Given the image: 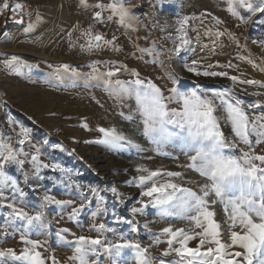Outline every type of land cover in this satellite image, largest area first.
Returning <instances> with one entry per match:
<instances>
[{"label": "rangeland", "instance_id": "374dc122", "mask_svg": "<svg viewBox=\"0 0 264 264\" xmlns=\"http://www.w3.org/2000/svg\"><path fill=\"white\" fill-rule=\"evenodd\" d=\"M5 2L9 7L2 8L5 21L0 26V134L10 138L9 143L25 155L18 156L24 160L23 165H5L9 183L2 196L6 198L4 203L15 198L16 207L30 216L38 211L43 215L34 226L23 227L26 222L15 219L6 226L4 218L11 210L0 208V252L12 250L19 257L32 249L24 240L38 241L32 251L40 253L43 264H78L71 259L78 237L107 242L109 236L113 245L138 243L147 250L149 264L179 260L174 252L162 255L169 246L161 230L171 226L189 234L200 232L202 229L189 218L196 213L171 209V215H161V209L149 202L151 198L141 195L144 189L135 180L147 173L137 169L180 173L179 177L157 179H170L198 196H203L211 182L187 167L190 156L195 155L187 130L167 125L169 133L175 135L146 134L135 81L140 79L145 85L151 81L160 89L169 110L182 111V102L170 99L173 88L195 91L201 98L212 100L220 133L226 143L236 144L234 149L224 148L223 153L237 158L243 152L264 156V138L251 133L250 145L241 143L220 99L215 97V93L230 92L232 103L235 99L244 102L241 107L250 120L264 115V11L252 13L236 3L238 15L233 16L228 11L229 0H121L128 10L121 24L119 17L106 8L113 0H0L1 7ZM249 2L264 8V0ZM17 4H29L30 14L10 21L11 14L17 16L22 10L15 7ZM97 12L106 29L121 33L129 62L124 66L106 62L100 76L89 80L76 63L58 58L61 54L54 56L43 48L42 41L55 24L63 28L84 24ZM185 18L183 38L189 43L177 53L182 36L180 22ZM217 32L221 33L219 37ZM189 67L200 73L227 75H197L188 71ZM108 72L114 75H105ZM233 76L237 81L230 79ZM249 80L257 83H244ZM250 104L259 107H249ZM100 128L115 129L125 140L119 144L97 143L103 138ZM21 129L27 131L26 136ZM257 139L261 142L257 143ZM19 140L23 144L17 143ZM32 155L39 156L38 171ZM13 180L23 197L12 187ZM46 194L62 203L44 204ZM205 199L214 212L212 219L220 226V239L230 243V232H240V227L230 228L225 204L213 192L209 191ZM142 203L146 205L143 211L133 214L131 209L141 208ZM98 207L101 211H97ZM73 209H78L74 216ZM93 212L97 213L95 217ZM253 218L259 222L254 214ZM102 223L112 231L101 235L97 228ZM198 243L199 237L188 247L195 248ZM207 247L214 245L205 244L201 250ZM87 260L88 264H136L135 250L130 248L121 249L116 256L104 252L101 246L95 254L89 252ZM0 264L30 262L5 255L0 257Z\"/></svg>", "mask_w": 264, "mask_h": 264}, {"label": "snow or ice", "instance_id": "6c2138e0", "mask_svg": "<svg viewBox=\"0 0 264 264\" xmlns=\"http://www.w3.org/2000/svg\"><path fill=\"white\" fill-rule=\"evenodd\" d=\"M238 3L240 7L255 13L257 11H264V8L254 7L249 0H229L228 11L233 15H238L234 5ZM9 5L5 2L2 8L7 9ZM16 8H21L22 5L17 4ZM102 9L103 5H98ZM113 15L119 17L121 24L125 23V18L128 10L123 6L121 0H113L112 3L106 6ZM94 19L100 20L101 13L97 12ZM111 19V17H109ZM219 22V21H218ZM187 23V18L181 21L180 31L181 44L177 46L176 52L179 53L181 49L189 43L187 39L183 38V28ZM210 31V30H209ZM85 35L91 37V31L87 30ZM217 37L221 33L215 34ZM95 41L99 42L103 37L99 34L95 35ZM91 46V41H89ZM111 44L112 41H106ZM118 50V49H117ZM196 63L195 61L193 62ZM67 68V66H64ZM188 71L194 72L197 75L204 76H226V73L197 72L195 67H189ZM96 72L93 66V73ZM105 75L111 77L113 72H108ZM133 75H138L133 73ZM234 82L237 77H230ZM244 83L253 84L256 81H244ZM136 97L141 113L144 115L145 132L146 134L159 133L164 137L168 135H175L169 133L167 125L179 128L181 131L187 130L188 139L191 141V150L195 155L190 156L191 163L187 167H191L199 171L201 175L208 178L211 182L210 185L203 190V196H198L191 189L181 187L180 185L171 182V180H164L160 182L157 178L179 177L180 173L177 172H162L161 170L137 169L138 172L147 173V175H140L136 178L135 182L144 190L141 195L150 197V203L153 207L161 209V215H171V209H180L185 212H195V216L189 218L196 222V227L201 228L200 232L189 234L184 229H175L171 226L165 227L161 230L163 235H167L168 249L162 255L168 256L175 253L180 259L177 261L167 262V264H264V156L250 155L249 152H243L237 158L235 156H228L223 153L224 148L234 149L236 144L226 143L222 134L219 131L217 120L214 116L215 107L213 101L207 98H201L195 91L192 92H179L173 88V97L170 99H179L182 102V111L175 109L169 110L163 102L164 98L151 81L145 85L144 81L136 79ZM230 92L215 93V97L219 98L221 105L225 108L227 118L233 125L236 136L239 141L244 144H249V135L256 133L260 138H264V115L256 116L250 120L249 116L245 113L241 105L244 103L242 100L235 99L232 103L229 99ZM249 107H259V105H249ZM87 128V125H82ZM99 131L103 134V138L97 143L101 144H119L125 140V137L116 132L115 129L100 128ZM21 134L27 135L25 129H21ZM10 138L4 137L0 134V208H8L11 211L5 216V225L11 226L13 220L25 221L23 227L34 226L36 223L42 221V212H37L35 215L30 216L23 208L16 207L15 198L13 202L4 203L6 198L2 196L3 188L9 183V177L4 171L6 164L15 163L23 165L24 160L18 159V156L25 155L23 152L15 149L11 143ZM23 140L17 141L23 144ZM207 142V143H205ZM257 143L261 142L257 139ZM39 152V149H37ZM37 171L41 167L38 155L31 157ZM259 161V165L254 163ZM48 167V165H43ZM11 185L16 192H19L23 197L24 193L16 187V182L11 181ZM96 195L97 200L100 197L95 189L92 190ZM115 193V189H112ZM209 191L213 192L215 196L225 204V211L229 215L231 221L230 228L240 227L241 231L230 232V243L223 242L220 239V226L212 219L214 212L209 210V202L205 199L209 195ZM179 193L180 195H177ZM87 199V197H85ZM43 203H56L61 204V201L54 200L49 195H44ZM70 203V202H69ZM215 203V201H213ZM146 207L142 203L141 208H132L131 211L135 214L138 211H143ZM229 208L231 211L229 212ZM97 211H101L98 207ZM78 212V209H73V216ZM253 214L258 218L259 222L253 218ZM93 217L97 215L96 212L92 213ZM71 218V217H70ZM41 226L43 224L41 223ZM137 229L135 225L132 226V231ZM64 231H67L66 229ZM97 231L103 234L104 231H112L107 228L105 224H100ZM199 237V243L195 248L188 247V243ZM23 239V238H22ZM63 239V237H61ZM25 243L32 245L35 249L38 241L24 240ZM178 244L179 247H174ZM205 244L214 245V247H207ZM74 255L71 259L78 261V264H88L87 256L89 252L95 254L98 247H103L104 252L110 255L119 256L121 249L130 248L135 250L136 264H149V259L145 255L146 249H142L138 243L125 241L120 244L105 243L100 238H89L80 236L75 241ZM239 248L243 251H229V249ZM32 249L25 250L21 256L17 257L12 250L7 253L0 252V257L5 255L12 256L17 260H26L30 264H43L40 259L39 252H33ZM55 264V262H54ZM160 264H166L161 260Z\"/></svg>", "mask_w": 264, "mask_h": 264}, {"label": "built area", "instance_id": "2783aa9c", "mask_svg": "<svg viewBox=\"0 0 264 264\" xmlns=\"http://www.w3.org/2000/svg\"><path fill=\"white\" fill-rule=\"evenodd\" d=\"M21 9L17 16L11 14L10 21L30 14L29 4L23 5ZM4 21L5 17L0 4V26ZM58 26L59 24H55L46 39L42 41L43 48H47L54 56L63 55L58 57L60 59L65 58L67 61L76 63L87 79H97L102 65L106 62L122 66L129 62V53L121 33L115 29H106L98 20L93 18L87 23H74L67 28ZM87 30L91 31V37L85 35ZM97 34L103 37L99 42L94 39ZM106 41H112V43L109 44ZM93 66L96 69L95 73H93Z\"/></svg>", "mask_w": 264, "mask_h": 264}, {"label": "trees", "instance_id": "16d2710c", "mask_svg": "<svg viewBox=\"0 0 264 264\" xmlns=\"http://www.w3.org/2000/svg\"><path fill=\"white\" fill-rule=\"evenodd\" d=\"M262 30H264V28H262ZM257 40H260V39H255V41H257ZM103 66V65H102ZM254 163H256L257 165H259V163L257 162V161H254ZM106 240H107V242H105V243H108V242H111V244H114V242H112L111 241V239L109 238V236H106Z\"/></svg>", "mask_w": 264, "mask_h": 264}]
</instances>
